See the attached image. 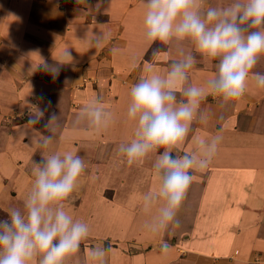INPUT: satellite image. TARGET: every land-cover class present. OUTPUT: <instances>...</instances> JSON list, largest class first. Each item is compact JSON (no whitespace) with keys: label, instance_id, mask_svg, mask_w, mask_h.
Returning a JSON list of instances; mask_svg holds the SVG:
<instances>
[{"label":"clouds","instance_id":"clouds-1","mask_svg":"<svg viewBox=\"0 0 264 264\" xmlns=\"http://www.w3.org/2000/svg\"><path fill=\"white\" fill-rule=\"evenodd\" d=\"M81 2L85 0H77ZM142 3L143 35L149 46L157 41L190 45L203 60L214 62L215 68L205 84H189L188 74L197 58L188 53L163 73L149 64L146 74L129 89L125 120L133 125V134L118 145L117 153L129 167L154 158L151 174L156 189L143 194L142 210L150 213L157 208L148 228L159 234L179 226L177 214L193 173L210 166L222 139L219 133L197 137L195 150L174 154L193 132L194 121L207 122L201 102L209 95L217 97L221 105L240 98L250 77L256 87L264 88V73L253 71L264 58V0H229L225 5L206 7L203 0ZM104 38L93 33L86 43L100 47ZM71 49L65 45L55 64L40 57L39 68L58 76L61 66L74 62ZM31 108L27 124L35 129L46 111L35 105ZM112 119V112L97 97L74 116L73 127L100 132ZM49 125L61 127L60 117L49 115L45 127ZM36 143L45 154L33 162L34 178L23 206L10 208L7 217L0 219V264H66L80 252L90 231L86 222L66 208L86 168L84 158L72 150H51L55 143L52 134L42 133ZM167 249V242L161 241V250ZM108 251L103 246L88 248L90 264H106Z\"/></svg>","mask_w":264,"mask_h":264},{"label":"rangeland","instance_id":"rangeland-1","mask_svg":"<svg viewBox=\"0 0 264 264\" xmlns=\"http://www.w3.org/2000/svg\"><path fill=\"white\" fill-rule=\"evenodd\" d=\"M212 1L203 0V4L204 6L226 4V0H218V4L212 3ZM79 7V9H74V7L61 3V0H28L25 3L23 0H0V219H5L8 210L12 207L22 208V199L24 200L31 187L29 185H31L34 178L33 162L41 160L45 154V150L39 148L35 142L37 138L33 141L32 136L36 135V130L40 131H37V135L45 134L48 130L41 123L34 126L36 130L27 124L33 111L31 106L35 105L45 109L46 112H51L52 110L47 106L53 105L51 102L56 100L55 96L57 101H63V99L71 96V109L80 111L84 107H82L83 103L81 102L82 98H85L83 95L85 93L90 98L99 97L104 106L110 109L117 104L119 99H117L119 94L116 92V79H121L122 86L130 89L146 74L149 64L153 65L156 71L163 73L170 63L182 59L188 53H192L197 58L196 64L188 74L189 84L203 85L214 75V62L203 60L190 45L178 46L174 43L163 44L157 41L149 46L146 43L143 35L144 5L142 0H85V3L81 2ZM19 28L25 30V32L21 30L19 34H22V37L17 36L15 38L13 31ZM133 30L141 31L138 35L139 41H137L140 54L136 56V59L139 58V60L128 66V69L115 68L112 62L117 61V57L114 55L119 51L115 47L116 45L121 48L127 47L126 43L122 44L120 40L125 32ZM48 33H53V38L49 37ZM70 33H100L105 37H110L111 41L108 39L102 47L105 50H100V54H96L89 60L86 59L80 62L76 58L75 60L79 61L74 66L76 70L72 65H63L60 68L59 75L54 77L51 73L39 68L41 64L40 57L49 64H55V60L60 59L64 46L68 45L70 47L73 44V41L67 39ZM25 35H28L29 40L23 39ZM114 37L117 41L113 40ZM39 39L41 40L40 44ZM37 40L38 42H36ZM34 43L37 46H34ZM6 46L8 51H2V47L5 48ZM71 52L73 55L72 50ZM105 69L108 72L104 73L103 70ZM253 71L264 73V58L258 61ZM119 83L120 80L117 84ZM211 104L217 107L224 106L221 105L217 97L209 95L201 102V110L203 106L206 108ZM228 104L233 107L238 104L243 106L234 110L235 116L240 118L237 122H241L240 120L244 118L243 113L248 112L249 109L255 110L260 106H264V88L256 87L250 77L245 93ZM53 108L54 111L57 110L56 107ZM55 114L57 115V113ZM49 115L51 113H46L45 116ZM259 123H263L264 126V118L259 119L258 125H260ZM196 124L197 121L193 125L196 126ZM21 125L25 126V131L18 133L19 140L17 142H15V135L2 133L8 132L11 128L13 129V126L18 127ZM221 125H223L222 121H217L214 127L219 128ZM258 125L253 123L250 129H246L245 126L239 124H235L233 127L238 128L236 133H241L244 138L247 135L245 131L251 130L255 142L258 136L255 135L254 131L257 130ZM33 130H35L34 134ZM49 134L57 139L60 138L55 133ZM30 137H32V140L27 145ZM245 143L247 145V142ZM190 144L184 142L179 151L174 154L179 155L183 152L195 150L196 145L193 146L192 144L191 146ZM56 147L57 144L52 145L51 150L62 151L60 148L56 150ZM253 147H257L255 143H253ZM65 150L63 147V151ZM263 151L255 150L257 154H254L252 159L260 158V153ZM214 159L215 156L210 166L204 170L205 172L207 170L211 171V165L215 162ZM151 167V165H142V173L151 172ZM87 172L90 173L89 170ZM198 172L203 173V171L194 172V178H196ZM82 174L86 175L84 172ZM143 185L145 187L144 183H139L136 187H143ZM93 187H96L95 191H92ZM115 187H118V185L115 184ZM155 189L156 184L153 183L150 191ZM193 189L195 190V188ZM114 193L115 190L112 184L102 182L98 185L80 184L78 189L75 190L73 200L67 201V210L75 218L86 222L90 231L88 237L81 243L80 252L69 258L66 264H90L87 250L96 246H103L109 250L106 255V258L108 257L106 264H136V259L144 255L155 256L156 258L163 256L164 251L161 250V241H166L168 244L165 253L172 252V245L175 242L179 246L182 245L181 241L183 239L180 235L182 232L178 231L179 226L171 227L169 231L159 234H153L149 231L148 225L157 214V208L154 207L150 213H145L142 210V201L138 200V195L131 194L130 198L128 193H122L121 199L116 198L117 200H114ZM98 194L104 199L101 202L104 203L103 208H106L109 214L108 219L107 217L103 219L100 214L99 208L102 204L99 206L94 205L96 201L99 202ZM124 196L127 197L124 198ZM187 197L182 203L181 207L183 208L186 207ZM92 205L95 208L93 212L91 211ZM181 207L177 214L180 224L182 222L179 216L184 213ZM116 208L119 209L118 214L113 217V209ZM259 219L258 223H261L262 226H258L256 229L252 227L251 230L242 232L239 235L241 239L250 235L251 241H253V243L248 242L246 244L247 248H245V243L242 242L243 246L241 248H245L246 251V256L243 259L246 264H264V215L260 216ZM185 220L187 221V219ZM189 221H191V218L188 219ZM172 230L175 232L173 233ZM172 234L176 239H179L175 241V238H172L171 241ZM255 241L260 243L261 247H256Z\"/></svg>","mask_w":264,"mask_h":264},{"label":"crops","instance_id":"crops-1","mask_svg":"<svg viewBox=\"0 0 264 264\" xmlns=\"http://www.w3.org/2000/svg\"><path fill=\"white\" fill-rule=\"evenodd\" d=\"M26 1L28 2V0H23L24 3ZM217 2L218 0L212 1V3L215 4H218ZM228 2L229 0L225 1L226 4ZM65 5L70 6L68 4ZM70 7L73 8L74 6ZM79 8L80 7H74V9ZM21 30L23 29L19 28L13 31L15 33V38H17V36L22 37V34H19ZM23 31L25 32V30ZM140 33L141 31L136 30L125 32L120 42L122 44L126 43L127 47L121 48L116 45L115 48L119 49V53L116 52L114 55L117 57V61L112 62L115 68L125 70V68L131 64L136 63V60H139V58L136 59V56L140 54L139 44L137 42L139 41L138 35ZM92 34L70 33L67 38L73 41V44L70 46L73 51V57L75 59L78 58L80 62L86 59L89 60V58H92L96 54H100L101 52L99 51H102V47L105 45L106 41H108V39L111 41L110 37L104 36L103 44L100 47H89L86 41L92 37ZM48 36L53 38V33H48ZM23 39H28V35H25ZM28 40H26V42H28ZM113 40L117 41L115 37ZM36 42H38V40ZM40 43L41 40L39 39V44ZM34 46H37V44L34 43ZM1 50L8 51L7 46L5 48L2 47ZM124 54L125 56H123ZM75 59L72 64H69L72 65L73 68L76 66L75 64L79 63V61ZM113 68L112 70H114ZM3 71H5V69H3ZM103 72H108V70L105 69ZM116 80L117 83L120 80L119 84H115L116 92L119 94L117 99H119L116 105L108 109L112 112L113 119L106 129L100 132H91L84 131L83 128H74L73 119L79 111L71 109V96L63 99V101H57L55 96L56 100L51 102L53 105H49L50 107L47 106V108H50L52 111L46 113H57L60 117L62 126L59 128H56L54 125H49L47 128L45 127V129L48 130L45 135L49 133L59 135L60 138L57 139L55 137V143L53 144H57L56 150L60 148V150L63 151L64 147L66 150L75 151L84 158L86 164L84 173H86V175L84 176V174H81L75 190L78 189L80 184L98 185L102 182L112 184L115 190L113 196V198L115 197L114 200L116 198L121 199L120 196H122V193H128V197L131 198V194H136L138 195V200L142 201L143 194L151 190L153 183L156 184L150 174L151 172L146 171L144 174L142 173V165L152 166L154 158L149 157L143 163L129 167L126 163L122 162V157L117 153L118 145L132 138L133 125L127 123L125 120L126 105L129 99V88L127 89L122 86L121 79ZM83 95L85 98H82V107L95 99L86 96L85 93ZM213 106V104H211V106L208 105L206 108L203 106L202 111L208 113L207 122L200 123L197 121L196 126L193 125V132L185 141L186 144L191 143L190 145L192 146L193 144L194 146L196 145L194 141L197 137L206 138L209 134L217 133L222 136L215 155V162L211 165V171L207 170L206 172L203 171V173H197L196 178L193 179L186 194V196H188L186 207H181L184 213L179 216L182 223L179 225L178 231L182 232V234H180L183 239L181 241L182 245L179 246L175 242L176 245H172V252L168 251L165 253L166 251H164L163 256L160 258L144 255L136 259V264H174V262L175 264H246V261L243 260L246 256V244L248 242L253 243V241H251L250 235L247 237L244 236L242 239L239 238V235L242 232L244 233L251 230L252 227L256 229L258 226H262L261 223L258 222L260 216L264 215V151L260 153V158L252 159L254 158L253 155L257 154L255 150H264V126L263 123H259L260 125H258L259 119L264 118V106H260L255 110L249 109L248 112L243 113L244 118L240 120L241 122H237L240 118L235 116L234 110L240 109L243 106L239 104L236 107L230 104L221 107ZM53 107H56L57 110L54 111ZM222 116L223 118H221ZM47 118L48 116H45L42 122H40L44 124L43 126L46 125ZM217 121H222L223 124L219 128L214 127ZM253 123L258 125L257 130L254 131L255 135L258 136L255 142L252 138L253 135L251 130L245 131L247 135L244 138V135L242 136L241 133H236L238 128L236 129L233 127V125L239 124L245 126L246 129H250ZM193 124H195V121ZM24 127L23 125L18 127L13 126V129L11 128L8 132L2 133H9V135L12 134V136L15 135V142H17L19 140L18 133L24 132ZM34 132L35 130H33V134ZM39 136L40 135H37L36 131V135L32 136L33 141H35L36 138L38 139ZM32 137L28 138L27 145L31 142ZM192 137L193 139L191 140ZM245 142H247V145ZM253 143H255L257 147H253ZM87 170H89L90 173H88ZM88 174L91 175L89 176ZM139 183H144L145 187L144 185L143 187H136ZM115 184H117L118 187H115ZM148 185L149 187H147ZM95 188L96 187H93L92 191H95ZM193 188H195V190ZM75 190L73 191V195L71 194L69 197V201L73 200ZM141 192L142 194H140ZM126 197L124 196V198ZM97 198L99 202L96 201L94 205L99 206L104 199L100 194L97 195ZM132 198L134 197L132 196ZM103 205L104 203L99 208L100 214L103 219H106V217L108 219L109 214L106 208H103ZM94 210L95 208L92 205L91 211L93 212ZM118 210V208L115 210L113 209V217L118 214ZM188 217L191 218L189 222ZM185 219H187V221ZM172 231L173 233L175 232L174 230ZM172 236L170 239L171 241L173 240L172 238H175V241L179 239ZM242 242L245 243L244 249L241 248L243 246ZM254 244L256 247H261V244L257 241H255ZM105 260L107 261L108 257L105 258Z\"/></svg>","mask_w":264,"mask_h":264},{"label":"trees","instance_id":"trees-1","mask_svg":"<svg viewBox=\"0 0 264 264\" xmlns=\"http://www.w3.org/2000/svg\"><path fill=\"white\" fill-rule=\"evenodd\" d=\"M61 3L68 4V5L74 6V7H79L80 6V3L78 4L77 1H74V0H69V1L61 0Z\"/></svg>","mask_w":264,"mask_h":264}]
</instances>
